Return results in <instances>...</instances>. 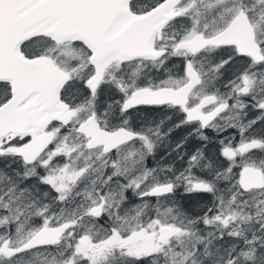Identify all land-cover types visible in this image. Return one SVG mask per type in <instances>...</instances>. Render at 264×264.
<instances>
[{"label": "snow or ice", "instance_id": "obj_1", "mask_svg": "<svg viewBox=\"0 0 264 264\" xmlns=\"http://www.w3.org/2000/svg\"><path fill=\"white\" fill-rule=\"evenodd\" d=\"M0 264H264V0H0Z\"/></svg>", "mask_w": 264, "mask_h": 264}, {"label": "flooded vegetation", "instance_id": "obj_2", "mask_svg": "<svg viewBox=\"0 0 264 264\" xmlns=\"http://www.w3.org/2000/svg\"><path fill=\"white\" fill-rule=\"evenodd\" d=\"M187 130L186 129H182L177 133V136H181L183 135Z\"/></svg>", "mask_w": 264, "mask_h": 264}, {"label": "rangeland", "instance_id": "obj_3", "mask_svg": "<svg viewBox=\"0 0 264 264\" xmlns=\"http://www.w3.org/2000/svg\"><path fill=\"white\" fill-rule=\"evenodd\" d=\"M213 151H214V149H213Z\"/></svg>", "mask_w": 264, "mask_h": 264}]
</instances>
